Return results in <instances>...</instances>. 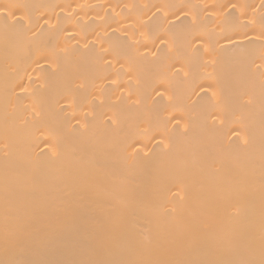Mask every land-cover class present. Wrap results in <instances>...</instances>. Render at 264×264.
Wrapping results in <instances>:
<instances>
[{"label": "bare ground", "instance_id": "1", "mask_svg": "<svg viewBox=\"0 0 264 264\" xmlns=\"http://www.w3.org/2000/svg\"><path fill=\"white\" fill-rule=\"evenodd\" d=\"M0 264H264V0H0Z\"/></svg>", "mask_w": 264, "mask_h": 264}]
</instances>
